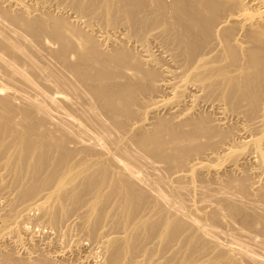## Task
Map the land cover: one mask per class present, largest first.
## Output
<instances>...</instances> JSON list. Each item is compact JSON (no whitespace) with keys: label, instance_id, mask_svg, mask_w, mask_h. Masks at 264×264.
<instances>
[{"label":"bare ground","instance_id":"bare-ground-1","mask_svg":"<svg viewBox=\"0 0 264 264\" xmlns=\"http://www.w3.org/2000/svg\"><path fill=\"white\" fill-rule=\"evenodd\" d=\"M18 1L0 0V170L9 176L3 183L0 175V195L9 187L15 193L0 216V241L23 233L11 221L32 209L35 223L57 232L72 218L80 238L102 252L97 264H264L263 240L242 245L237 238L246 231L236 237L235 229L239 244L220 243L217 209L205 214L184 198L208 199L211 184L234 187L238 198L218 188L220 197L208 200L241 230L264 229V207L254 213L257 201L264 205V0ZM53 3L71 12L55 14ZM95 24L127 34L103 36V44L91 32ZM152 38L178 72H161L154 54L143 59L124 45ZM39 52L60 69L43 71ZM16 82L40 99L20 88L27 95H16ZM73 95L86 96L87 110L76 103L86 117ZM214 100L222 106L218 122L196 110ZM227 115L243 125L235 146L234 124H220ZM250 163L263 182H251ZM252 198L253 213L245 204ZM9 251L0 252V264H56Z\"/></svg>","mask_w":264,"mask_h":264},{"label":"rangeland","instance_id":"rangeland-1","mask_svg":"<svg viewBox=\"0 0 264 264\" xmlns=\"http://www.w3.org/2000/svg\"><path fill=\"white\" fill-rule=\"evenodd\" d=\"M18 1V0H17ZM25 2V4H24V2ZM37 0H19L18 2H20L22 5L24 4V5H26V3H27V5H30V4H34L35 2H36ZM0 4H2V5H0V6H3L4 5V3H1L0 2ZM6 5V4H5ZM3 6V7H6V6ZM51 5V8H50V10L52 11V12H54L55 14H63V12H64V14L66 15V14H69L71 11H69V13H68V10L67 9H69V7L67 8V7H65V6H63V8H60V7H62V6H59V9H58V5H56L55 3H53V4H50ZM11 9V8H10ZM12 9H14V8H12ZM55 9H56V11H55ZM64 9H66L65 11H64ZM63 10V11H62ZM59 11V12H58ZM63 14V15H64ZM95 25H97L96 27L95 26H93L92 28H93V31H91V32H93L92 34L95 36V38H103V36H110L112 39H117V38H115V37H118V38H124L125 37V33L124 32H126V30H124V27L123 26H120V28H122V29H119V28H115L116 29V31L115 30H113V32H111L112 31V29H111V31L109 30H104V31H108V32H111V33H108V32H104V31H101L100 30V28L99 27H101L100 25H98V24H95ZM94 27L95 28H99L98 30L100 31H97V30H95L94 29ZM119 27V26H118ZM102 28V27H101ZM103 29V28H102ZM115 31V32H114ZM94 32H96V35H97V37H96V35L94 34ZM102 32H104V34L105 33H108V34H102ZM101 35H100V34ZM115 34V36L113 35V34ZM124 34V35H123ZM126 34H127V32H126ZM123 35V36H122ZM98 36H100V37H98ZM114 36V37H113ZM120 36V37H119ZM101 38V40H98L99 42H101V43H103L104 44V42H103V40L105 39H102ZM152 40H155V41H152ZM128 41H126L125 43L126 44H124L125 46L127 45V44H129V45H127L126 47L129 49L130 48V46H132V48H130V49H132V51H133V53L134 52H136V54L135 55H138V56H140L141 55V57H143V59H145L146 58V56H150V57H153L154 55V57H156V59H157V61L158 62H160V61H163V62H160V64L161 65H159L160 67H158V64L156 65L157 67V69H159L160 70V68H161V72L163 71L162 70V67H163V69H167V67L169 68L168 70H174V71H176V72H178L179 70H176V69H178L177 67H176V65H174L173 63H172V61H171V63H170V61L168 60V59H170L169 57H168V55L166 56V53L168 54V52H166V50H164L165 48H163V49H161L162 47H158V44H156L157 43V41H156V39H148V41H147V45L145 46H143V47H140L141 45H140V43L138 44L136 41H134L133 39H131L130 40V42H128ZM154 42V43H153ZM153 46V47H152ZM145 47H147V48H145ZM156 48V49H155ZM141 50V51H140ZM151 50V51H150ZM163 50V51H162ZM164 51H165V53H164ZM157 52V53H156ZM149 53V54H148ZM151 53V54H150ZM163 53V54H162ZM39 54H41L40 56H38L37 57V59H40V57L42 58V56L43 55H45V57L46 56H49V55H46V54H43V53H40L39 52ZM38 54V55H39ZM140 54V55H139ZM154 54V55H153ZM44 57V58H45ZM159 57V58H158ZM168 57V58H167ZM44 58H42L41 60H42V64H43V66H45V67H47V69L45 70V67H44V70L43 71H53L55 68L57 69H60L59 67H54V65L56 66H58V64L57 63H54V65H52L53 63H49L48 61L49 60H51L50 62H55V61H52V58H50V56L49 57H46V59L45 60H47V58H48V60H47V62L50 64H48L47 62H45V60H43ZM41 60H39L38 62H40L41 63ZM165 60V61H164ZM45 63H47V64H45ZM41 64V65H42ZM165 64V65H164ZM48 65V66H47ZM162 66V67H161ZM167 66V67H166ZM52 67V68H51ZM54 67V68H53ZM171 67V68H170ZM43 68V67H42ZM51 70H50V69ZM174 68H176V69H174ZM55 69V70H56ZM1 71V70H0ZM56 71H58V70H56ZM42 75H43V73H41ZM45 75L44 76H46V74L47 73H44ZM162 74V73H161ZM2 73L0 72V77H1V79H2ZM44 76H42V79H40L39 78V81H41V80H44L45 81V78L43 79V77ZM178 78V77H177ZM177 78H175V79H177ZM0 79V80H1ZM47 79V78H46ZM179 79V78H178ZM177 79V80H178ZM3 80H5V78L3 79ZM3 80H2V82L0 83V84H4L3 83ZM177 80H176V83L177 84H179V80H178V82H177ZM50 81V80H46V84H48L49 85V83L48 82ZM175 81V80H174ZM16 83H18V82H16ZM15 83V84H16ZM52 83V82H51ZM51 83H50V87H51ZM14 84V85H15ZM53 84V83H52ZM180 85V84H179ZM17 86H19V87H17ZM16 87V88H15ZM17 88H20L19 90H22V89H24V90H22V91H24L25 93H29L28 95H32L33 94V96H34V94L35 93H32L31 91H29V90H26V88H22V86H20L19 85V83H18V85L16 84V86H14V88L12 89L14 92H15V94L16 95H19L18 93L20 92V94H22L23 92L22 91H18V89ZM52 88H53V85H52ZM15 89H17V90H15ZM12 90L10 89V91L12 92ZM8 91H9V89H8ZM13 93V92H12ZM24 94V93H23ZM162 94V95H161ZM164 93L163 92H160V96H162L163 98L164 97H166V98H169L170 97V95H168V97H167V94H164V95H166V96H164L163 95ZM24 95H27V94H24ZM187 95H188V93H187ZM32 96V97H33ZM80 96H82L81 98H80ZM157 96H159V94L157 95ZM37 97V98H36ZM36 97L34 96V98L35 99H40V97L41 96H38V95H36ZM84 97H86L85 95H84ZM83 97V95H79L78 97L77 96H74L73 95V98H74V100H75V98L76 99H78V98H80V100H78V101H74L73 99H71L73 102H75L74 103V108H76V109H79L80 108V104L82 105L84 102H87V98H84ZM84 98V99H83ZM161 97H159V99H160ZM188 99H189V101H188ZM188 99L186 98H184V103L186 104V106H185V104L183 105V108L184 109H187L188 108V105H190V103H191V100H192V98L190 97V96H188ZM191 99V100H190ZM82 100V101H81ZM85 100V101H84ZM188 102H187V101ZM17 103H19V101L18 100H15ZM79 102H81L80 104H79ZM200 102H202V101H200ZM200 102H197V106H196V110L199 112V113H201V114H206V115H209V117H213L212 118V120L214 119V121L216 120V119H218V116H219V112H220V109H221V105L219 104V103H217V101H213V102H215V104L214 103H212L211 105H210V103L212 102H208V101H203L202 103H200ZM207 102H208V104H207ZM76 103H78L79 105L77 106L76 105ZM189 103V104H188ZM198 103H199V105H198ZM214 104V105H213ZM87 105V103H84V106L82 107V108H84V107H86V110L88 109V105ZM213 105V106H212ZM221 106V107H220ZM198 107V108H197ZM200 108V109H199ZM218 108V109H217ZM75 109V110H76ZM181 109V108H180ZM79 110H81V111H83V113H84V111H86V110H82V109H79ZM79 110H78V112H79ZM76 112H77V110H76ZM77 112V113H78ZM79 113H81V112H79ZM78 113V115H80L81 116V114H79ZM160 113H162V114H160L161 116L160 117H164V118H167V114H165V113H163V112H160ZM87 111L85 112V114L83 115V116H87ZM167 115V116H166ZM217 115V117H215ZM85 116V117H86ZM227 119L223 122V123H221L220 122V124L222 125V126H232L233 124V129H234V131L236 132V138L237 139H235V142L236 143H234V146H235V144H237V142H239V141H241V140H243L242 138L244 137V135H243V132H241L242 131V128H243V125H242V122L240 121V120H238L237 118H234L233 116H229V115H227ZM229 120V121H228ZM217 122H218V120H216ZM215 121V122H216ZM229 122V123H228ZM235 122V123H234ZM236 125H237V127H236ZM240 133V134H239ZM239 134V135H238ZM240 137H241V139H240ZM248 169H249V173H250V179H251V182L253 181H255V182H257L256 180L257 179H260V177H261V179L260 180H258V181H260V182H263L262 180H263V178H262V176L261 175H259L258 173L259 172H257L256 171V168L254 169V167H253V164L251 165V163L250 164H248ZM251 166V167H250ZM252 168H253V172H252ZM256 172H255V171ZM1 172H0V175H2L3 176V183H7L9 180H8V178H9V176H7V174L6 173H4L2 170H0ZM6 174V175H5ZM253 174H255V175H253ZM258 176V178L257 179H255L256 177ZM6 178V179H5ZM215 185V186H214ZM214 185H210V186H208L207 188H206V190L205 191H209V192H211V190H212V192L211 193H209V198H210V196H213L212 198H214L215 196H218L219 194L218 193H220L221 195L222 194H224V192H228L229 194L228 195H230V196H235V195H237L236 193H235V191L236 190H234V187L233 188H230V189H233L232 191L230 190V189H225L226 191H224L223 192V190H224V188H222L223 186L222 185H220L219 187H218V185H216V184H214ZM213 186V187H212ZM217 187V188H216ZM214 188V189H213ZM220 189V192H218L219 191V189ZM222 188V189H221ZM210 189V190H209ZM8 190V191H7ZM230 190V191H229ZM9 191H12V192H9ZM216 191V192H215ZM234 191V192H233ZM218 192V193H217ZM221 192H223V193H221ZM233 192V193H232ZM11 195H10V194ZM218 195H217V194ZM5 194V195H4ZM192 194V195H191ZM195 193L193 192H188L186 195H185V200H187L186 202L187 203H189V201H191L190 202V204L191 203H195L197 206L199 205L200 206V204H201V206H200V208H202L203 209V207H206V210H205V208L203 209V211L205 210V211H207V212H204L205 214L206 213H209V212H211L210 210H213V209H217V212H218V217L220 218L219 219V222L221 223H219V224H217L216 226H217V230H219L220 232V234H219V240H221V241H219L220 243L222 242V243H224L225 245H227V243H228V240L230 241H232V239L234 238H232L231 236H233L234 234H237V235H234V236H241V234L240 233H242L243 231H246V232H243L242 234H244L246 237H243L244 239H241V240H239L240 239V237L239 238H237V240H238V242L240 243V244H245V243H247V244H245V246H250V243L252 242V240H251V242L250 241H248L249 239H252V237L254 238V239H260V240H263L262 242L264 243V229L263 230H260L259 231V229H260V227H258V228H256V229H254V230H256V231H253L252 230V232L251 231H247V229H243V230H241L240 229V227L241 226H239L240 225V222L238 221V220H236V221H238V222H236L235 220L233 221V219H228L227 217H226V215L225 214H223L224 216H222V214L221 213H223L224 211L222 210V211H220L219 210V208H220V206L219 205H214V204H217V203H215V202H210L208 199H207V197H206V199H204L201 195H200V197H199V195H197L196 194V196L194 195ZM232 194H234V195H232ZM4 195V196H3ZM9 195V196H8ZM14 195H15V193L13 192V190H12V188H6V190L4 191V193L3 194H1L0 195V210H1V212H0V216L2 215H5L8 211H10L9 209L11 208V204L10 203H8V202H11V199H12V197L14 198ZM2 196V197H1ZM12 196V197H11ZM189 196V197H188ZM5 197V201H4V199H2V198H4ZM6 197H8V200H7V198ZM197 197V198H196ZM220 197V196H219ZM219 197H215L214 199H216V198H219ZM236 198H238L239 196L237 195V196H235ZM193 198H195V200L193 199ZM211 198V200H213ZM232 199H234V197H231ZM235 198V200H238V199H236ZM2 199V200H1ZM9 199H10V201H9ZM192 199V200H191ZM254 198H252L250 201H245V204L246 203H248L249 205L251 204V203H254V204H252L253 206L254 205H257V203H258V206H254L255 208H256V210L257 211H254V213H256V212H261L262 211V209L260 210V208H262V207H264V205L261 203H259V201H257V199H254L255 201H257V203L254 201H252ZM202 200V201H201ZM203 200L205 201V200H208L209 201V203H212V205H214V207H216V208H214L212 205H209V207H207L208 205H206L207 204V202L208 201H205V202H203ZM8 201V202H7ZM3 202V203H2ZM202 202V203H201ZM250 202V203H249ZM199 203V204H198ZM205 203V204H204ZM10 204V205H9ZM248 204H246V206L248 205ZM7 205V206H6ZM203 205V206H202ZM205 205V206H204ZM252 205H250V206H247V209L248 210H250L251 209V212L253 213V211H252V209L253 210H255L254 208H252L253 206ZM23 206V205H22ZM22 206H20V205H16V208H17V212L19 211H21L22 209H20V208H22ZM198 206V207H199ZM211 206V207H210ZM252 206V207H251ZM262 206V207H261ZM7 207V208H6ZM19 207V208H18ZM4 208V209H3ZM5 208H6V210H5ZM213 208V209H212ZM20 209V210H19ZM260 211H259V210ZM4 212V214H3V212ZM27 212H25V214L23 215V214H20V216H22V217H18L19 215H17L16 216V219H15V221H14V219H13V221H11V223H12V227H13V225H14V222H15V225H14V228H16L17 229V227H15L16 225L18 226V229L20 228V227H22V228H24L25 229V231L22 233V232H20V231H18V230H16V231H18V232H16L15 231V233H11V234H9V235H6V236H4V240H2V241H0V252L1 251H3V252H5V251H9L12 255H13V257L15 256L16 257V259L18 258V259H20V258H22L23 260L25 259H27V261H29V259H30V261H33V260H35V258H38V257H42V256H45L46 258H48V259H50V260H52L54 263H56V264H61V263H63V264H97V263H100L101 262V260H102V252L101 251H99L100 249H98V247H97V245H94V244H90V242L89 241H87L86 239H85V237H82V238H80L81 236H84V235H82L83 233L82 232H80V230H79V228H78V226H76L77 224H73L74 222L72 221L73 219L71 218L70 220H68L67 222H64V224L62 223L60 226H62L61 228L60 227H58V232H57V230L56 229H51V228H49L47 225H45V224H43V221L42 220H40V222H34L35 221V219L36 218H38L39 217V214H38V212L37 211H35V210H33L32 211V209L30 210V209H28V210H26ZM202 211V212H203ZM263 211H264V208H263ZM262 211V212H263ZM219 212H220V214H219ZM261 212V213H262ZM2 213V214H1ZM37 213V214H36ZM264 213V212H263ZM27 214H29V215H27ZM257 214V213H256ZM258 214H260V213H258ZM33 216H34V218H33ZM221 216V217H220ZM224 217L226 218V219H224ZM25 218H27V219H25ZM32 218H33V220H32ZM207 219V218H206ZM25 220V221H24ZM31 220V221H30ZM20 221H22V222H20ZM29 221V222H28ZM41 221H42V223H41ZM228 221H230V222H228ZM23 222H25V224L23 223ZM32 222V223H31ZM73 222V223H72ZM202 223H205V220H202L201 221ZM206 222H207V220H206ZM19 223V224H18ZM38 223V224H37ZM69 223V224H68ZM70 223H72L71 225H70ZM224 223V224H223ZM226 223H227V225H226ZM27 224V225H26ZM43 226H42V225ZM205 224H209V222L208 223H205ZM223 224V225H222ZM230 224H232V225H230ZM236 224V225H235ZM38 225H40V226H37ZM234 225V226H233ZM34 226V227H33ZM70 226H71V228H70ZM76 226V227H75ZM44 227V228H43ZM226 227V228H225ZM62 228H64V230L65 231H62ZM77 228H78V230H77ZM238 228L241 230V232H239L238 231ZM27 229H29V230H27ZM49 229L50 230H52V231H49ZM237 230V233L235 232V233H233L234 232V230ZM262 229V228H261ZM67 230V231H66ZM235 230V231H236ZM251 230V229H250ZM257 230H258V232H257ZM33 231V232H32ZM41 231V232H40ZM55 231V232H54ZM62 231V232H61ZM73 231V232H72ZM225 231V233H223ZM230 231V232H229ZM80 234H79V233ZM227 232V233H226ZM257 232V233H256ZM20 233V234H19ZM24 233H26V234H24ZM60 233V234H59ZM82 233V234H81ZM230 233V234H229ZM262 233V234H261ZM62 234H65V235H62ZM261 234V235H260ZM14 235V236H13ZM16 235V236H15ZM32 236V238H30L31 236ZM231 235V236H230ZM252 235V236H251ZM254 235V236H253ZM257 235V236H256ZM72 236V237H71ZM221 236V237H220ZM229 236H230V239H229ZM248 236V237H247ZM12 237H14V238H12ZM66 237V238H65ZM77 237V238H76ZM218 237H217V239H218ZM235 237V238H236ZM251 237V238H250ZM65 238V239H64ZM75 238V239H74ZM233 239V241H235L236 239ZM16 240H18L17 242H16ZM20 240V241H19ZM76 240V241H75ZM237 240H236V242H237ZM243 240H245L246 242H244ZM17 243V244H15V242ZM61 241V242H60ZM84 241H86V242H89V243H85ZM230 241V242H231ZM249 243H248V242ZM20 242H22V243H20ZM49 242V243H48ZM80 242V243H79ZM229 242V243H230ZM237 242V244H239ZM74 243H78L77 245H79V246H77L76 247V244H74ZM232 243H234V242H232ZM15 244V245H14ZM51 244V245H50ZM85 244V245H84ZM89 244V245H88ZM235 244V243H234ZM75 245V246H74ZM90 245H92V247L90 246ZM228 245H232V244H228ZM8 246V247H7ZM95 246V247H94ZM80 247H83V248H80ZM8 248V249H7ZM63 248V249H62ZM89 248V249H88ZM77 249V250H76ZM255 249H259V250H263V248H255ZM5 250V251H4ZM79 250V251H78ZM98 250V251H97ZM34 251V252H33ZM59 251H60V253H59ZM76 251V252H75ZM75 252V253H74ZM2 253V252H1ZM47 253V254H46ZM100 253H101V255H100ZM261 253L262 254H264V251H261ZM86 255V256H85ZM101 256V257H100ZM14 257V258H15ZM35 257V258H34ZM96 257V259H94V258ZM87 258V259H86ZM100 258V259H99ZM33 259V260H32ZM60 260V261H59ZM60 262V263H59ZM65 262V263H64ZM77 262V263H76Z\"/></svg>","mask_w":264,"mask_h":264}]
</instances>
